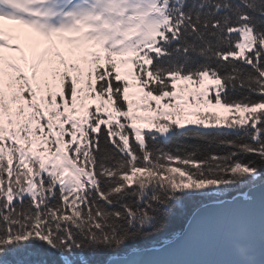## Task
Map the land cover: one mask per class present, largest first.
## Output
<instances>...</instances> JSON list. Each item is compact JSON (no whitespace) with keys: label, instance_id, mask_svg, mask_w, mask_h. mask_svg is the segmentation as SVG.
Returning <instances> with one entry per match:
<instances>
[{"label":"snow or ice","instance_id":"obj_1","mask_svg":"<svg viewBox=\"0 0 264 264\" xmlns=\"http://www.w3.org/2000/svg\"><path fill=\"white\" fill-rule=\"evenodd\" d=\"M0 264H264V0H0Z\"/></svg>","mask_w":264,"mask_h":264},{"label":"trees","instance_id":"obj_2","mask_svg":"<svg viewBox=\"0 0 264 264\" xmlns=\"http://www.w3.org/2000/svg\"><path fill=\"white\" fill-rule=\"evenodd\" d=\"M192 207L193 206H192L191 203H189V204L186 205V208H188V209H191ZM183 215H184L183 211H178L177 218L173 222L172 227H173V230L176 231V232H179L180 229H181V227H182V218H183ZM99 260L102 262L103 261V257L99 258Z\"/></svg>","mask_w":264,"mask_h":264}]
</instances>
